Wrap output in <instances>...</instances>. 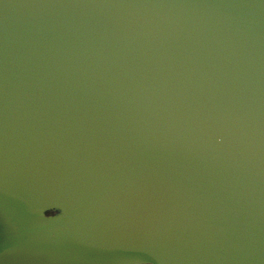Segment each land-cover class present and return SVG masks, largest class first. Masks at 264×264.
Returning a JSON list of instances; mask_svg holds the SVG:
<instances>
[{
	"label": "water",
	"instance_id": "1",
	"mask_svg": "<svg viewBox=\"0 0 264 264\" xmlns=\"http://www.w3.org/2000/svg\"><path fill=\"white\" fill-rule=\"evenodd\" d=\"M0 264H264V0H0Z\"/></svg>",
	"mask_w": 264,
	"mask_h": 264
}]
</instances>
